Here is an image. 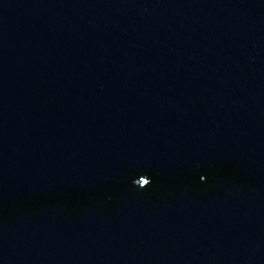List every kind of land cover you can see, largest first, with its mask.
Listing matches in <instances>:
<instances>
[{"label": "water", "instance_id": "95a60500", "mask_svg": "<svg viewBox=\"0 0 264 264\" xmlns=\"http://www.w3.org/2000/svg\"><path fill=\"white\" fill-rule=\"evenodd\" d=\"M0 264H264V0H0Z\"/></svg>", "mask_w": 264, "mask_h": 264}]
</instances>
